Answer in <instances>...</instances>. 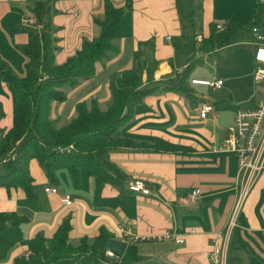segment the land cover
Returning a JSON list of instances; mask_svg holds the SVG:
<instances>
[{"label":"crops","instance_id":"0c3cea01","mask_svg":"<svg viewBox=\"0 0 264 264\" xmlns=\"http://www.w3.org/2000/svg\"><path fill=\"white\" fill-rule=\"evenodd\" d=\"M111 1L124 9L122 34L113 40L116 49L96 62L94 76L64 85L66 99L52 103L50 117L68 124L81 102L89 108L96 103L99 109L107 110L112 103L111 78L125 69L139 71L142 87L155 85L115 131L125 144L106 154L116 168L112 175H119L120 181L105 183L98 194L96 177L88 170L81 171L78 184L65 167L59 168L52 180L40 162L32 159L29 172L36 203L21 188L0 186V217L7 215L8 224L21 221L20 236L6 231L11 244L0 242L4 254L0 264H15L17 258L30 252L35 236L52 237L65 221L71 225L69 241L74 246L83 240L88 244L98 241L103 255L113 251L118 264H207L213 239L225 227L237 197L239 160L222 146L236 111L229 124V112L220 113L219 103L214 102L215 113L208 119L200 117L201 102L209 100L196 92L194 85L201 84L191 79L210 78L194 74L196 62L219 48L216 44L215 49L202 50V40L195 42L194 38L196 34L208 38L218 21L233 24L230 34L236 24L246 20L249 28L254 18L264 29V2L258 0L257 10L251 0ZM34 5L35 0H0V63L19 76L27 74V48L32 45L33 34H38L44 45L43 25L37 22L32 26L23 20L35 15ZM54 8L55 62L61 64L86 40L100 35L106 17L105 0H56ZM193 41L196 49L190 50ZM189 61L194 62L190 65ZM148 68L152 70L151 80ZM187 68L184 89H168L167 85ZM13 109L12 92L0 73V129L7 131L13 126ZM9 171L5 166L0 169V173ZM135 178L144 179L152 194L129 191L128 184ZM52 186H57L60 194L45 191ZM195 189L200 190V198L191 204L188 196ZM66 194L73 197L74 205L62 204ZM120 227L129 229L139 240L127 241ZM166 231L184 234L185 243L153 239ZM228 264H264V173L239 215Z\"/></svg>","mask_w":264,"mask_h":264},{"label":"trees","instance_id":"16d2710c","mask_svg":"<svg viewBox=\"0 0 264 264\" xmlns=\"http://www.w3.org/2000/svg\"><path fill=\"white\" fill-rule=\"evenodd\" d=\"M55 1L35 0L33 11L38 23L43 25L44 45L38 34H33L32 45L27 48L30 56L27 74L19 76L6 64L0 63V73L9 84L14 104L13 126L7 131L0 129V160L12 152L17 156L14 161L0 164L1 169L2 166L11 168L10 165L14 163L9 172L0 173V186L8 190L13 187L23 189L32 203L37 202L34 179L29 172L32 159L40 162L52 180L56 171L65 167L78 184L81 171L88 170L96 177L98 194L105 183H118L119 175H112L116 168L106 157L110 149L125 144L114 135L115 131L130 117L135 104L156 88L155 85L149 87V84L142 87L139 71L135 68L125 69L111 78L112 103L107 110L99 109L96 103L89 108L85 102H81L77 104L75 118L61 128L55 127L50 117L52 103L66 99L64 85L94 76L96 62L116 49L113 40L122 34L121 18L124 12L111 0H105L106 17L101 22L100 35L86 40L74 55L58 64L55 62L57 38L52 25ZM251 1L254 8L260 4L258 0ZM231 29L233 24H229L226 31ZM226 31L216 32L214 25L209 37L202 38L201 49H215L216 41L222 39ZM194 41L189 43L190 50L196 49ZM187 70L170 82L167 88L183 90ZM151 78L152 70L148 68V79ZM71 145L70 153L59 151L60 147ZM6 216L0 217V242L11 244L6 231L19 237L21 221L15 219L8 224ZM70 230L71 225L65 221L52 237L38 234L30 243L29 257L23 255L16 259L15 264H101L103 251L99 242L95 241L93 254H89L87 240H83L79 246L69 241ZM3 256L0 250V258Z\"/></svg>","mask_w":264,"mask_h":264},{"label":"built area","instance_id":"2783aa9c","mask_svg":"<svg viewBox=\"0 0 264 264\" xmlns=\"http://www.w3.org/2000/svg\"><path fill=\"white\" fill-rule=\"evenodd\" d=\"M264 2V0H261ZM24 22L29 25H36L38 20L35 15L23 17ZM227 23L223 21L216 22V32L226 31ZM252 39L248 42L254 46V60L256 66L254 69V81L258 87L262 99L261 103L248 108H239L235 112L233 125L229 128V134L224 140L222 150L233 152L238 156L239 171L236 180L237 197L235 203L229 213L225 227L213 239V251L210 254L207 264H228V251L232 234L238 224V218L244 206V203L258 183L260 177L264 173V29L254 20L249 24ZM196 40H202L200 35H197ZM192 83L208 85L214 89H221L224 85L222 77L214 78H192ZM215 113L213 103L203 101L200 104L199 115L202 119H208L211 114ZM73 146L67 148H59L60 152L70 153ZM16 153L12 152L0 160V164H5L16 159ZM128 190L143 195L152 194V190L142 178H135L128 184ZM47 193L60 194V189L57 186L47 187ZM200 198V190H193L188 196V202L191 204L197 203ZM62 204L66 207L74 205V199L71 195L62 196ZM120 232L123 236L132 243L138 241L139 237L135 236L129 229L120 227ZM156 241H173L177 244L185 243V235L177 234L171 231H166L161 235L153 237ZM132 240V241H130ZM25 256L28 258L29 253ZM106 258H113L112 261ZM120 260L116 257L113 251H107L101 260V264H118Z\"/></svg>","mask_w":264,"mask_h":264},{"label":"rangeland","instance_id":"374dc122","mask_svg":"<svg viewBox=\"0 0 264 264\" xmlns=\"http://www.w3.org/2000/svg\"><path fill=\"white\" fill-rule=\"evenodd\" d=\"M256 9L259 10V8ZM249 39H251V34L246 20L245 22L236 24L233 34L226 31L225 36L216 41L219 48L217 52L211 53L210 57H207L205 60L201 59L200 62H196L195 69L197 72H194L195 75H204L210 78L221 76L225 80L222 89H214L208 87V85H194V88L196 92L201 93L202 96L207 98L208 102H218L220 113L221 111L229 112L230 120L225 119V122L228 121L229 124L232 122L237 108H248L258 105L262 99L260 93H258L257 84L254 81L256 63L252 57L253 46L247 42ZM227 42L230 43L227 44ZM181 76L182 74L174 79ZM180 85L183 88L182 81ZM53 124L55 127L61 128L67 122L58 123L53 121ZM13 165L14 163L10 165L11 168H8L12 169ZM94 244H88L89 249L87 251L89 254H93Z\"/></svg>","mask_w":264,"mask_h":264}]
</instances>
